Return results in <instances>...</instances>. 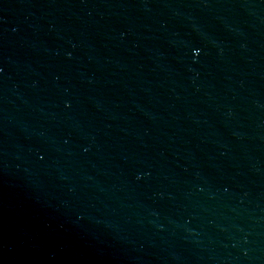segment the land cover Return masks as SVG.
<instances>
[{"label": "water", "instance_id": "95a60500", "mask_svg": "<svg viewBox=\"0 0 264 264\" xmlns=\"http://www.w3.org/2000/svg\"><path fill=\"white\" fill-rule=\"evenodd\" d=\"M0 264H264V0H0Z\"/></svg>", "mask_w": 264, "mask_h": 264}]
</instances>
